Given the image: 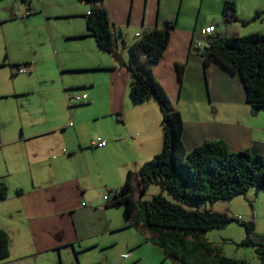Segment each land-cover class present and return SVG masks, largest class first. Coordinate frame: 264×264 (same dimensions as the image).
Here are the masks:
<instances>
[{"label":"crops","instance_id":"obj_1","mask_svg":"<svg viewBox=\"0 0 264 264\" xmlns=\"http://www.w3.org/2000/svg\"><path fill=\"white\" fill-rule=\"evenodd\" d=\"M26 1L30 14L20 19L23 0H0V231L9 244L0 264H104L102 252L117 247L118 233L129 229L150 245L129 227L123 206L110 207L128 174L162 149L158 103L135 105L129 96V68L138 69L129 47L146 29L174 24L153 75L182 118L185 151L221 141L233 152L264 156V109L254 111L246 101L239 74L215 60L205 65L202 57L212 39L264 34V16L253 20L264 3L236 0L238 20L228 25L223 0H105L116 48L110 56L88 35L86 2ZM195 3L213 21L191 19ZM211 25V38L200 34ZM98 138L104 147L93 145ZM55 237L65 238L59 244L72 247L76 262ZM135 244V250L142 245Z\"/></svg>","mask_w":264,"mask_h":264},{"label":"trees","instance_id":"obj_2","mask_svg":"<svg viewBox=\"0 0 264 264\" xmlns=\"http://www.w3.org/2000/svg\"><path fill=\"white\" fill-rule=\"evenodd\" d=\"M79 1L89 5L86 15L88 35L94 38L103 53L114 56L116 48L105 0ZM263 16L264 11L256 12L253 20ZM222 17L226 24L237 22L236 0H223ZM241 23L248 24L246 21ZM211 26L216 32V26ZM173 28L174 24L167 22L163 28L146 29L137 34L136 41L129 47L138 62L137 70L129 68V96L135 105L151 100L158 103L162 118V149L136 174H128L123 186L114 193L110 207L123 206L129 227L143 233L150 244L158 247L164 261L173 264H249L244 259L226 256L219 244L204 237L207 232L236 223L245 232L241 245L253 248L258 264H264V237L254 231L252 220L243 222L240 217L199 208L203 203L213 205L219 200L245 195L251 188L264 189V156L248 151L233 152L221 141L204 142L190 152L185 151L182 118L171 107L168 95L153 75V67L160 63ZM140 55H144L143 60H139ZM202 57L205 65L215 60L230 72L239 74L246 101L254 111L264 109V34L241 36L233 32L222 39H212L204 45ZM152 185H158L169 198L160 193L150 201H142V196ZM3 191L4 188H0V198H4ZM8 257V238L0 231V263Z\"/></svg>","mask_w":264,"mask_h":264},{"label":"rangeland","instance_id":"obj_3","mask_svg":"<svg viewBox=\"0 0 264 264\" xmlns=\"http://www.w3.org/2000/svg\"><path fill=\"white\" fill-rule=\"evenodd\" d=\"M254 1L256 4L264 3L263 0ZM243 2L248 3L247 0H243ZM249 7L250 5H246V10L249 9ZM197 11L198 7L195 3L190 12V17L194 21L197 19L199 21L198 23L213 21L214 17L212 15L214 14L211 13L210 10L203 8L200 14ZM216 15L218 18L221 15L220 8H217ZM218 25L223 26L221 22H219ZM242 29L245 30V28ZM22 47L23 45H21L19 48ZM160 193L163 194V196H165L166 198H169L167 193L165 191H161L158 185H152L142 196V201H150V199L154 195ZM209 206H211L214 211H218V213L221 214H226L228 217H240V220L243 222L252 220L254 224V231L258 235L264 237V189L257 191L255 188H251L245 195H238L235 198L228 200H219L213 203V205H211L210 203H203L199 205V208L203 210L205 207L209 208ZM122 210L123 209H121V211ZM117 220H120V218L118 217ZM118 237L121 238V243L119 242V245H117V247H110L104 251L105 253L102 252V254H106V261L103 260L104 264H173L170 261L163 260V253L158 247L151 244H142L143 237H141L139 233L134 231L133 229H129V231L126 232H119ZM205 237L211 239L210 242L219 244L222 247L223 252L226 256L237 259H244L249 264H258L254 249L241 245V242L245 237V232L244 229L236 223H231L224 227V229L213 230L209 233V235ZM139 239L142 245L135 250L133 249V247L137 246V244L135 243H138ZM60 241L66 240L63 237H55L53 239V243H58L57 247L63 250L65 256L67 258H70V256L72 255L73 262H76L74 259L75 254L73 253L72 247H67L65 246L66 244L60 245ZM128 247L129 249L132 248V252L135 254V256L132 257L133 253L130 252V259L125 261L119 260L122 253ZM68 249L71 252L68 251ZM136 257L141 258V261L138 262V260L136 259L137 261L135 260V263L132 262V260Z\"/></svg>","mask_w":264,"mask_h":264},{"label":"built area","instance_id":"obj_4","mask_svg":"<svg viewBox=\"0 0 264 264\" xmlns=\"http://www.w3.org/2000/svg\"><path fill=\"white\" fill-rule=\"evenodd\" d=\"M29 14H30V5H29V2L28 1H24V2H22V11L20 12V15L18 17L20 19H24ZM213 30H215L214 27L213 26H209V27H206L203 30H201L200 31V34L203 35V36H210L213 33ZM16 69H17L18 73H20V74H24L26 72V69L23 66H18ZM75 99H76V101L78 103H81L85 99V97L79 95ZM93 145L94 146H97L99 148H102V147H104L106 145V142L103 141V140H101L100 138H98V139H96L93 142ZM104 199L107 200V197H104Z\"/></svg>","mask_w":264,"mask_h":264},{"label":"bare ground","instance_id":"obj_5","mask_svg":"<svg viewBox=\"0 0 264 264\" xmlns=\"http://www.w3.org/2000/svg\"><path fill=\"white\" fill-rule=\"evenodd\" d=\"M215 32V30H213V33ZM205 37H207V36H205Z\"/></svg>","mask_w":264,"mask_h":264}]
</instances>
